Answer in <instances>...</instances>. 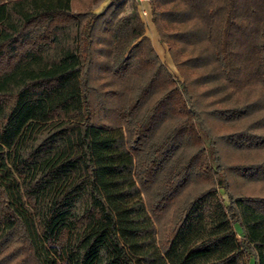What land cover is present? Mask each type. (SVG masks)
<instances>
[{
	"label": "trees",
	"instance_id": "1",
	"mask_svg": "<svg viewBox=\"0 0 264 264\" xmlns=\"http://www.w3.org/2000/svg\"><path fill=\"white\" fill-rule=\"evenodd\" d=\"M127 1L109 0L96 12L74 9V0H0V264H264V196L235 194L226 175L231 169L264 179V162L225 164L218 146L219 138L260 146L264 133L245 128L218 137L206 130L208 141L199 98L161 59L137 2L120 14ZM155 1L161 39L169 36L158 13L186 23L197 18L178 39L207 37L214 47L207 59L213 56L224 84L255 80L264 87V0ZM170 2V10H157ZM100 29L119 82L151 71L118 108L117 123L101 121L94 103L93 40ZM157 89L163 93L138 119ZM250 105L210 110L236 119ZM167 112L181 121L152 144ZM185 138L197 150L175 168ZM160 172V191L149 201L145 192ZM192 174L209 185L159 235L156 219Z\"/></svg>",
	"mask_w": 264,
	"mask_h": 264
},
{
	"label": "rangeland",
	"instance_id": "2",
	"mask_svg": "<svg viewBox=\"0 0 264 264\" xmlns=\"http://www.w3.org/2000/svg\"><path fill=\"white\" fill-rule=\"evenodd\" d=\"M109 0H74V9H92L100 12L106 6ZM135 0H128L127 4L120 14H127L133 10ZM156 1H151V7L155 6ZM175 3L170 2L156 8L158 11L170 10ZM179 6H183L180 4ZM157 22L169 36L161 39L158 27L152 19V12L148 17H142L145 21V33L148 34L152 42L170 71L180 78L186 79L191 86L193 92L199 98V103L202 110L204 131L202 132L207 137L208 130L214 136L226 135L233 132H238L242 129L254 128L258 132L264 133V87L255 80H249L246 87L237 85L224 84L222 75L216 73L218 65L213 56L210 59L209 54L214 52L212 42L206 37L202 41L194 43H185L178 39L180 32L185 30V26L191 29L192 24H195L197 18H192L186 22L176 21L170 14L158 13L156 15ZM251 24V23H250ZM103 28L102 25H100ZM179 32V33H178ZM106 33L100 29L94 36V62L92 67V80L96 85L94 103L97 108L96 112L101 121L117 123L118 108L124 105L128 99L138 94L141 86L150 75V70L141 71L140 74L133 76L128 84L119 82L113 74L114 56L109 50V44L104 41ZM244 49V48H241ZM202 54L200 63H191L188 61L190 56ZM217 69V70H216ZM211 72V74H209ZM209 74V75H208ZM163 93L162 89H157L152 96L142 106L138 119H142L149 110L148 107L155 99ZM254 102V103H253ZM249 112L236 119H225L211 113L210 109L234 107L238 105L250 104ZM181 118L174 113L167 112L157 126L155 134L151 142L157 145L167 134V132L176 125ZM209 141V137H207ZM221 159L225 164H253L264 162V143L260 146L237 147L232 143H228L224 138H219L218 143ZM209 152L213 157V148L209 146ZM197 150V146L190 139L185 138L180 143L176 151V156L173 158L175 168L179 167L181 162L186 160ZM216 164V163H215ZM225 174V173H223ZM164 174L159 173L156 182L150 188V191L145 192L147 200H152L158 195L162 185L161 177ZM231 190L235 194L245 195H263L264 196V179L248 178L242 176L231 169H227ZM209 185L208 181L202 180L196 174L191 175L188 184L178 194L174 203L168 210L156 219L159 235L166 233L169 225L175 219L177 213L185 206L194 195ZM220 193L226 200L229 201V190L223 186L220 187Z\"/></svg>",
	"mask_w": 264,
	"mask_h": 264
},
{
	"label": "built area",
	"instance_id": "3",
	"mask_svg": "<svg viewBox=\"0 0 264 264\" xmlns=\"http://www.w3.org/2000/svg\"><path fill=\"white\" fill-rule=\"evenodd\" d=\"M141 7L139 9L142 17H148L151 14V0H135Z\"/></svg>",
	"mask_w": 264,
	"mask_h": 264
},
{
	"label": "crops",
	"instance_id": "4",
	"mask_svg": "<svg viewBox=\"0 0 264 264\" xmlns=\"http://www.w3.org/2000/svg\"><path fill=\"white\" fill-rule=\"evenodd\" d=\"M137 4H138V8L140 9L141 5L138 2H137Z\"/></svg>",
	"mask_w": 264,
	"mask_h": 264
}]
</instances>
